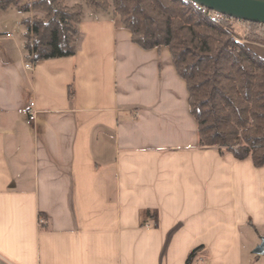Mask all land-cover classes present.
Segmentation results:
<instances>
[{
    "label": "crops",
    "instance_id": "obj_1",
    "mask_svg": "<svg viewBox=\"0 0 264 264\" xmlns=\"http://www.w3.org/2000/svg\"><path fill=\"white\" fill-rule=\"evenodd\" d=\"M12 12L0 8V264H188L200 247V264H264V166L200 145L170 48L84 5L76 52L28 69ZM263 31L239 38L264 58L244 38Z\"/></svg>",
    "mask_w": 264,
    "mask_h": 264
},
{
    "label": "trees",
    "instance_id": "obj_2",
    "mask_svg": "<svg viewBox=\"0 0 264 264\" xmlns=\"http://www.w3.org/2000/svg\"><path fill=\"white\" fill-rule=\"evenodd\" d=\"M84 5L113 10L145 49L166 45L179 74L187 81L191 112L199 126L200 145L216 146L239 159L264 166V58L235 35L232 17L214 19L190 0H0V8L31 9L24 18L25 48L31 61L73 55ZM256 24V23H255ZM246 40L264 43L255 33ZM201 247L188 264H196Z\"/></svg>",
    "mask_w": 264,
    "mask_h": 264
},
{
    "label": "water",
    "instance_id": "obj_3",
    "mask_svg": "<svg viewBox=\"0 0 264 264\" xmlns=\"http://www.w3.org/2000/svg\"><path fill=\"white\" fill-rule=\"evenodd\" d=\"M200 6L218 11L226 16L252 23L264 24V0H191ZM256 254L264 253V239L255 248Z\"/></svg>",
    "mask_w": 264,
    "mask_h": 264
},
{
    "label": "rangeland",
    "instance_id": "obj_4",
    "mask_svg": "<svg viewBox=\"0 0 264 264\" xmlns=\"http://www.w3.org/2000/svg\"><path fill=\"white\" fill-rule=\"evenodd\" d=\"M29 2H31V0H21V5H25L26 3H29ZM74 2H80V0H68V4H70V5H72ZM37 14L42 15V14L36 12L33 9H31L29 12H26L25 17H22V13L21 12H12V15H15V16L17 15V17H18V20H17V17H16L15 18L16 20L14 21L15 22L14 23L15 32L18 33V35L23 36L24 35V30H25V27L22 24L23 19L27 18V17H29L30 19H33ZM229 24L232 26L233 31H235V29H236V31L234 33L238 37L240 35L239 34L240 31L243 30L244 26L249 25L250 27H254V26L259 27L258 23L255 24V23L248 22V21L238 22L235 19H233V21L230 20Z\"/></svg>",
    "mask_w": 264,
    "mask_h": 264
},
{
    "label": "built area",
    "instance_id": "obj_5",
    "mask_svg": "<svg viewBox=\"0 0 264 264\" xmlns=\"http://www.w3.org/2000/svg\"><path fill=\"white\" fill-rule=\"evenodd\" d=\"M191 2L195 6H200L197 2H194V1H191ZM200 7H202V6H200ZM202 8H204V10L208 11L210 13L211 17L216 19V20L222 18L223 16H226V15H224V14L218 12V11L210 10V9L205 8V7H202ZM233 19H235L238 22H244L243 20H239V19H236V18H231L230 20L233 21ZM259 25L264 26V24H259ZM7 36H10V33H7ZM34 65H35L34 61H28L26 63V67L28 69H32L34 67ZM35 118H36V112L34 110H31L30 114H29L28 122L32 123L35 120ZM40 224L41 225H47L48 222H47V220L45 218L40 217ZM196 264H200V263L197 261Z\"/></svg>",
    "mask_w": 264,
    "mask_h": 264
}]
</instances>
